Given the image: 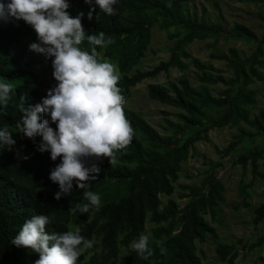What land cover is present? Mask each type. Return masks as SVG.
Masks as SVG:
<instances>
[{"label":"trees","instance_id":"obj_1","mask_svg":"<svg viewBox=\"0 0 264 264\" xmlns=\"http://www.w3.org/2000/svg\"><path fill=\"white\" fill-rule=\"evenodd\" d=\"M192 1L118 0L115 14L108 16L95 6L94 0L92 5L85 0H68L72 17L84 14L82 24L87 34L103 31L106 38H112L111 44L97 49L98 58L103 51L118 54V87L125 98L124 105L139 83L161 73L168 75L173 68L184 72L189 66L186 60L197 70L200 83L196 88L190 79L182 77L166 86H149L152 99L178 109L177 120L168 121L172 132L167 135L160 134L142 115L123 106L134 137L125 150L117 153L115 166L107 158L85 160L86 166L96 163L101 169L98 179L89 182V190L99 194L101 203L99 210L92 209L83 215L68 212L77 203H87L75 182L70 196L59 201L54 198L59 185L49 177L62 158L52 161L49 152L38 150L42 137L29 139L17 128L23 115L19 107L21 97H25V107H34L56 86L54 58L31 50L30 45L38 43V39L30 25L7 16L0 19V82L13 84L7 106H0V129L7 127L16 141L11 151L0 149V264H35L39 259L38 253L11 244L23 223L38 214L49 216L50 223L46 226L49 234L67 231L70 225L74 230L73 223L78 222L86 239L101 238L103 252L92 256L89 262L84 252L77 264H119L123 247L128 248V254L122 258L125 264H202L197 242L207 237L218 239L206 216L216 219L224 201L225 187L215 173L220 165L207 163V176L201 186L183 187L187 193L181 198L189 199L183 208L173 200L163 205L161 196L171 197L175 193L184 163L194 154L197 143L209 140L211 130L227 126L238 130L226 148L217 149L221 158L234 153L245 139L264 136V110L251 114V107L256 104V93L251 86L264 80L260 71L264 66V33L259 37L243 25L234 27L233 35L254 40L257 47L248 57H243L236 48L212 54L213 59L225 62L231 72V76H226L223 70L203 63L188 51L195 40L224 33L222 24L208 22L191 9ZM93 7L96 10L89 20L88 13ZM155 26L166 31L175 29L171 57L152 70H136L150 45L151 29ZM81 47L91 51L86 41ZM217 85L224 89L214 95L209 87ZM45 118L56 129L50 116L41 114L40 122ZM260 160H264V148L237 156L235 164L243 168L250 165L253 179L264 178L259 170ZM251 186L252 183L240 187L244 208L250 207ZM254 214V225L264 224V204ZM148 219L157 225L153 236L159 244L149 246L154 255L142 260L130 244L145 232ZM161 245L166 249L163 255ZM238 246L250 251L264 249V234L249 245L242 240L232 245L217 243L216 252L226 264H236ZM261 262L264 264V257Z\"/></svg>","mask_w":264,"mask_h":264},{"label":"clouds","instance_id":"obj_2","mask_svg":"<svg viewBox=\"0 0 264 264\" xmlns=\"http://www.w3.org/2000/svg\"><path fill=\"white\" fill-rule=\"evenodd\" d=\"M92 5L93 0H85ZM95 6L108 16L115 14L118 0H94ZM68 0H9L0 3V19L6 16L30 25L38 43L30 45L32 51L43 53L52 59L53 77L57 84L48 90L42 102L25 107V97L19 105L23 113L17 124L19 131L29 139L42 137L40 152H49L52 161L62 158L50 173V180L59 185L54 198L59 201L70 196L75 182L82 190L87 203H77L68 212L75 215L99 210L100 196L91 188L90 181L98 179L101 169L85 160L107 158L112 166L117 164V153L132 142L134 129L124 113L125 98L118 87L116 67L98 58V48L112 43L103 31L87 34L82 24L84 14L72 17ZM95 7L88 13L93 18ZM91 51L83 50L84 42ZM13 84L0 82V106H7ZM41 114L51 117L43 119ZM16 141L7 127L0 129V149L11 151ZM29 159V157H24ZM48 215H34L23 223L11 240L17 248H25L39 254L35 264H77L79 257L93 247V241L81 235L76 227L64 232L46 231ZM130 247L139 258L148 260L154 255L149 247V235L141 234ZM161 254L166 249L160 246Z\"/></svg>","mask_w":264,"mask_h":264},{"label":"rangeland","instance_id":"obj_3","mask_svg":"<svg viewBox=\"0 0 264 264\" xmlns=\"http://www.w3.org/2000/svg\"><path fill=\"white\" fill-rule=\"evenodd\" d=\"M190 7L208 22L222 24L224 33L220 36L211 35L204 40H195L188 46L189 53L203 63L223 70L226 76H231L225 62L215 60L211 55L226 53L231 48H236L243 57H248L254 52L257 47L254 40L238 38L232 33L236 25H243L259 37L263 35L264 0H193ZM175 32V29L166 31L158 26L153 27L151 29L150 45L136 70H152L161 62L169 61L171 49L174 45L173 35ZM99 59L112 63L116 67L117 73L120 74L118 54H109L103 51L99 54ZM186 62L189 66L184 72L173 68L168 75L161 73L155 78L146 79L139 83L132 89V96L124 105L126 109L142 115L146 122L162 135L172 132L168 126V121L175 122L177 120L178 109L152 99L148 88L152 84L166 86L168 83L176 82L182 77H187L196 88H199L197 70L189 60H186ZM260 71L264 77V66ZM251 88L256 93V104L251 107V114L254 116L260 110H264V80L257 81ZM209 89L214 95H217L224 87L217 85L210 86ZM242 126L248 128L244 124ZM237 133V128L231 126L211 130L209 140L197 143L194 154L184 163L180 179L175 185V193L171 197L161 196L163 205H166L169 200H173L183 208L189 202L188 198H181L182 195L187 193L183 187L201 186L202 181L207 176V163L220 165L215 173L225 187L224 201L220 204V211L216 219L213 220L210 215L206 216V219L215 228L218 239L213 240L207 237L204 241L197 242V252L202 264H226L216 252L217 243L232 245L242 240L249 245L264 234V224L256 226L253 223L255 209L264 204V178L253 179L250 165L243 168L241 165L235 164L237 156L248 154L255 148L263 149L264 136L245 139L234 153L226 158H221L217 154V149L226 148ZM259 166L260 172L264 174V160L259 161ZM251 183L252 186L249 189L250 207L244 208L240 187ZM73 226L81 227L82 224L74 222ZM156 227L157 225L148 219L143 234L149 235V246L159 244V241L153 236V229ZM92 241L93 247L85 251L87 262L95 254L100 255L103 252L101 238L94 237ZM238 250L239 256L235 261L236 264H262L261 258L264 257V249L258 248L250 251L238 246ZM127 254L128 248L123 247L119 264H125L122 258Z\"/></svg>","mask_w":264,"mask_h":264}]
</instances>
